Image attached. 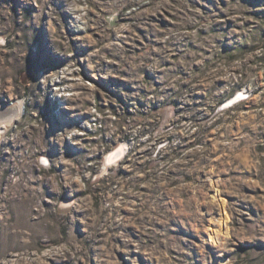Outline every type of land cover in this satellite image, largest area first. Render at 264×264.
<instances>
[{
    "label": "rangeland",
    "instance_id": "1",
    "mask_svg": "<svg viewBox=\"0 0 264 264\" xmlns=\"http://www.w3.org/2000/svg\"><path fill=\"white\" fill-rule=\"evenodd\" d=\"M7 111L0 264H264V0H0Z\"/></svg>",
    "mask_w": 264,
    "mask_h": 264
},
{
    "label": "bare ground",
    "instance_id": "2",
    "mask_svg": "<svg viewBox=\"0 0 264 264\" xmlns=\"http://www.w3.org/2000/svg\"><path fill=\"white\" fill-rule=\"evenodd\" d=\"M21 109V107L20 106H16L15 107V109H13V111H16L17 113H19L20 110ZM11 111V110H10ZM12 117V113H10L9 111H7V112H3V113H0V121L1 120H4L5 121V119H7L8 121H9V119ZM3 121V122H4ZM7 121V122H8ZM121 151H123V147L121 148ZM119 154L118 153H116V154H113V153H111V155H110V157H109V159L108 160H116V157L118 156ZM211 197H213L214 199H217L219 202H220V205H221V207L223 208V210H224V206H225V200L223 199V198H219V197H217V194L216 193H214ZM222 210V211H223ZM228 215H227V213L225 212V211H223L222 212V216L220 217V224L222 225V227H223V229H222V231H223V234H225L226 236H229V233H228V230H227V228H226V225H225V223L228 221ZM221 228V227H220ZM217 235H216V233H215V231H211L210 233H209V235H208V237H209V240L211 241V242H213L214 244H218V237H216Z\"/></svg>",
    "mask_w": 264,
    "mask_h": 264
}]
</instances>
